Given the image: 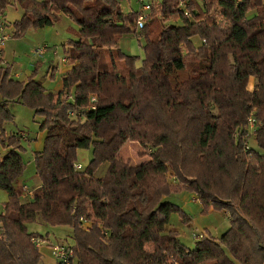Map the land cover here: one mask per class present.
<instances>
[{
    "label": "trees",
    "instance_id": "trees-1",
    "mask_svg": "<svg viewBox=\"0 0 264 264\" xmlns=\"http://www.w3.org/2000/svg\"><path fill=\"white\" fill-rule=\"evenodd\" d=\"M147 4L137 30L140 11L126 12L120 0H0V25L9 7L23 11L14 38L62 16L79 26L77 40L65 45L69 69L56 93L34 77L13 79L0 62V147L8 150L0 155V189L8 193L0 264H40L32 239L46 238L28 230L37 221L71 228L77 264H264L263 1ZM129 35L145 41L140 66L119 46ZM10 102L44 117V145L35 153L41 186L25 202L16 188L26 170L23 138L2 128L13 119ZM253 112L260 126L249 140ZM129 143L149 159L135 163ZM90 148V165L77 170L78 151ZM182 192L197 195L205 215L228 212L230 228L221 237L203 232L186 247L169 221L174 213L189 218L164 202Z\"/></svg>",
    "mask_w": 264,
    "mask_h": 264
},
{
    "label": "rangeland",
    "instance_id": "rangeland-1",
    "mask_svg": "<svg viewBox=\"0 0 264 264\" xmlns=\"http://www.w3.org/2000/svg\"><path fill=\"white\" fill-rule=\"evenodd\" d=\"M161 1V0H153ZM263 4H264V0ZM123 9L126 12L141 11L142 6L147 3H152V0H120ZM23 11L20 7L11 6L7 9L5 18L2 20L5 24L6 33L11 36L5 45V55L0 50V62L1 64H8L12 68V78L24 82L28 81L31 77L39 81L45 89L50 93H56L62 89L63 74L57 77H51L49 71H51L54 63L59 64L63 62L62 58H65V45L71 40H77V32L79 26L72 19L66 20L65 16H62L58 22L53 26H48L41 29H29L22 36L14 38V21L21 18ZM196 43L198 41L196 40ZM145 41L142 39L140 42L137 36H126L119 42V46L122 51L130 56L138 57V66L141 65L145 55L144 47ZM47 46L49 50L46 52L47 56L37 55L36 50ZM58 55H55V52ZM49 52V53H48ZM53 52V53H52ZM2 59V60H1ZM34 62V65H28L27 63ZM27 64V67L21 65ZM15 66V67H14ZM26 68H28L26 70ZM18 69L20 78H15V70ZM64 68L63 71H65ZM255 79L251 80L255 83ZM1 101V98H0ZM8 109L13 117L10 121H5L2 124V128L7 135L25 134L22 141L24 148L21 153L26 170L23 175L17 179L16 188L22 201L28 200L27 192L35 191L41 185V181L36 174L35 166V153L43 149L45 132L42 131L41 126L44 122V117L35 115L34 110L28 106L18 103L10 102ZM26 136V137H25ZM254 145V142L252 143ZM256 147V146H254ZM127 151L134 160L135 163L145 162L149 159V156L142 151L141 146L129 143L127 145ZM141 155H138L139 152ZM140 152V153H141ZM8 150L0 147V155L5 157ZM93 159V148L82 149L77 153V164L82 166V170H85ZM108 164H103L97 171V177H103L107 171ZM30 189V190H29ZM32 193V192H30ZM33 196V194H31ZM26 197L27 199L23 198ZM8 202V193L0 189V213L3 212V205ZM164 202H171L177 205L184 215L189 218L186 223L180 213H174L170 217V229L177 231L180 235V241L186 247H192L195 245V236L209 231L216 237H221L231 226L229 214L225 211H211L209 214H203V204L199 200L198 196L189 192H182L178 194H172L164 198ZM86 228V226H85ZM88 228V227H87ZM86 228V229H87ZM28 230L31 233L42 235L46 238V243L42 244L39 248L42 253V260L40 264H55V259L51 254V245L64 244L74 245L73 232L69 227H53L46 225L41 221L28 224ZM77 264V261H74Z\"/></svg>",
    "mask_w": 264,
    "mask_h": 264
},
{
    "label": "built area",
    "instance_id": "built-area-1",
    "mask_svg": "<svg viewBox=\"0 0 264 264\" xmlns=\"http://www.w3.org/2000/svg\"><path fill=\"white\" fill-rule=\"evenodd\" d=\"M141 1H143V0H141ZM149 11H150V6L148 4H144L142 6L141 11H140V16L138 17L137 24L135 27L137 30H141L144 27L146 15ZM10 38H11V36L6 33L5 25L4 24L0 25V50L1 51L3 50L7 41ZM48 50H49V48L47 46H45L42 48H38L36 50V52H37V55L41 56V55H44ZM64 62H66L65 58H64ZM66 100L72 101V96L71 95L67 96ZM95 101H96V97H92L91 102H95ZM92 108L94 109L95 107H92ZM84 114L85 113L82 111L70 112V116L72 118H75L78 120H83ZM259 126H260V121L256 117L255 113L253 112L249 116V118L247 120V125H246V137L249 140L253 139L256 136ZM24 135L21 134V137L24 138ZM245 151L247 153H250V154L253 153L252 148L248 143L245 146ZM75 168L77 170H82V166L79 164L76 165ZM27 193L30 194V192H27ZM82 222L84 223V226H86V228L89 226V222L87 220L83 219ZM200 239H201V235L195 236L196 241H198ZM32 242L35 244V246L37 248H40L42 246V244L46 243L39 238H33ZM50 249H51V254H52L53 258L55 259V264H74L76 257H75L74 251L72 250V248L70 246L57 244V245H51Z\"/></svg>",
    "mask_w": 264,
    "mask_h": 264
},
{
    "label": "crops",
    "instance_id": "crops-1",
    "mask_svg": "<svg viewBox=\"0 0 264 264\" xmlns=\"http://www.w3.org/2000/svg\"><path fill=\"white\" fill-rule=\"evenodd\" d=\"M38 1H42V0H38ZM66 17V16H65ZM69 18L68 17H66V20H68ZM4 49H5V47L3 48V55H5V51H4ZM50 51V50H49ZM59 52V51H58ZM57 51L55 52V55H58L59 53H58ZM49 53V52H48ZM53 53V52H52ZM47 53H45V55H46ZM47 56V55H46ZM63 59V62H59V64H56V63H54L55 64V66H52V68H51V71H49V73L51 74V77H53V78H55V77H57L58 75H61V74H65L67 71H68V69H69V66L66 64V62H64V58H62ZM28 65H31V67L34 65V62H30V63H27ZM27 64L25 65V63H24V65H21V66H25V67H27ZM15 67V66H14ZM64 68H66V70L65 71H63L64 70ZM28 68H26V70H27ZM14 74H15V78L17 79V78H20V76H19V74H20V72H19V70L18 69H16L15 70V72H14ZM41 185V184H40ZM30 190V189H29ZM30 192H32V193H27L26 195H27V197H28V200H30L31 198H32V195L31 194H33V192L34 191H31L30 190ZM23 198H25V199H27L26 197H24L23 196ZM27 200V201H28ZM225 213L228 215L229 213L228 212H226L225 211ZM195 245H193L191 248H193Z\"/></svg>",
    "mask_w": 264,
    "mask_h": 264
}]
</instances>
